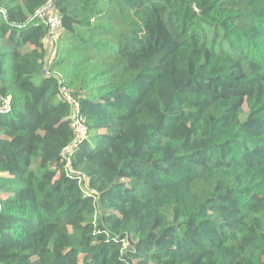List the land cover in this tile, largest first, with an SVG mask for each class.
<instances>
[{
    "label": "trees",
    "instance_id": "16d2710c",
    "mask_svg": "<svg viewBox=\"0 0 264 264\" xmlns=\"http://www.w3.org/2000/svg\"><path fill=\"white\" fill-rule=\"evenodd\" d=\"M0 264H264V0H0Z\"/></svg>",
    "mask_w": 264,
    "mask_h": 264
},
{
    "label": "built area",
    "instance_id": "2783aa9c",
    "mask_svg": "<svg viewBox=\"0 0 264 264\" xmlns=\"http://www.w3.org/2000/svg\"><path fill=\"white\" fill-rule=\"evenodd\" d=\"M40 15L42 19H44L47 24L49 25V31L51 34V39L55 40L57 36L59 35L60 29L62 27V18L59 15L58 12H56L53 8L47 7L44 10L40 12ZM64 94L67 98L71 99L70 93L67 91L65 87H63ZM83 121V118L81 116H76V124L78 128V132L80 134L79 129V121ZM84 126V124H83Z\"/></svg>",
    "mask_w": 264,
    "mask_h": 264
},
{
    "label": "rangeland",
    "instance_id": "374dc122",
    "mask_svg": "<svg viewBox=\"0 0 264 264\" xmlns=\"http://www.w3.org/2000/svg\"><path fill=\"white\" fill-rule=\"evenodd\" d=\"M51 8V7H50ZM47 46L49 48V50L52 52L51 55L54 56L53 54L55 53L56 51V48L52 47V44H51V40L50 41H47ZM68 91V90H67ZM69 92V91H68ZM246 107V106H245ZM247 109V108H246ZM83 121H79L78 125H79V129H80V137H85L86 136V127L83 126ZM85 187L87 188V184H85ZM4 195V194H3Z\"/></svg>",
    "mask_w": 264,
    "mask_h": 264
}]
</instances>
